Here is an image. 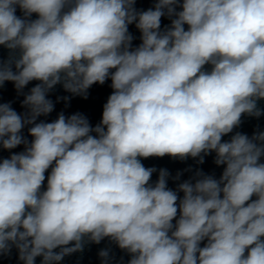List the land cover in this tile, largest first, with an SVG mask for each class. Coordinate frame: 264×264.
I'll use <instances>...</instances> for the list:
<instances>
[{"label":"clouds","instance_id":"9594fccd","mask_svg":"<svg viewBox=\"0 0 264 264\" xmlns=\"http://www.w3.org/2000/svg\"><path fill=\"white\" fill-rule=\"evenodd\" d=\"M135 2L0 0V46L9 50L0 87L12 82L19 94L39 82L23 115L0 104V146H25L0 160V255L14 247L24 264H57L109 238L131 254L128 264H264V132L222 141L243 114L262 115L264 0H156L144 11ZM164 16L171 25L162 31ZM109 79L95 127L80 113L37 122L54 110L56 85L87 99ZM212 152L225 165L220 178L197 170L175 191L166 169L150 183L157 169L139 159L202 164ZM99 256L108 264V250Z\"/></svg>","mask_w":264,"mask_h":264}]
</instances>
